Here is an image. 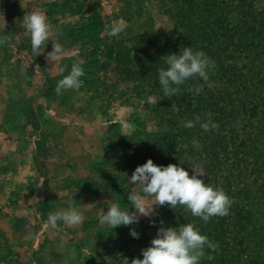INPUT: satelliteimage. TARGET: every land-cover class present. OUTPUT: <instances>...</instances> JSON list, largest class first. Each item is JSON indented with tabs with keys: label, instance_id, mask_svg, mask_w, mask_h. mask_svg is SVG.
<instances>
[{
	"label": "trees",
	"instance_id": "obj_1",
	"mask_svg": "<svg viewBox=\"0 0 264 264\" xmlns=\"http://www.w3.org/2000/svg\"><path fill=\"white\" fill-rule=\"evenodd\" d=\"M47 4L54 13L77 16L69 37L82 46V61L73 63L84 69L81 87L92 91L88 100L98 102L101 115H107L115 103L132 108L131 127L122 132L114 125L113 134L101 139L104 155L95 167L103 182L79 179L75 184L89 186L90 196H96L97 190L110 191L122 210L134 211L127 195L134 188L141 192V186L129 180L137 166L151 159L158 166L176 164L191 176L195 163L203 173L198 178L223 188L234 200L229 215L212 217L207 223L182 206L158 205L155 216L117 227L126 230V237L107 254L101 253L108 258L107 264L142 259L141 249L150 246L161 221L164 227L193 223L219 245L218 251L206 248L200 264H264V0H117L113 17L127 23L117 37L107 35L112 19L104 17L98 0ZM162 15L170 19V28L157 20ZM183 47L203 51L216 67L207 80L190 79L176 97L168 99L159 85L158 69L167 67V55H178ZM57 82L45 77L23 115L29 131L37 134L36 170L43 177L49 151L45 149L47 137L41 133L42 98L59 96ZM196 86H202L200 94L187 91ZM205 113H211L218 130L205 132L199 124L191 129L182 126V121L197 115L204 121ZM193 139L199 141V150L192 147ZM106 165L111 173L104 170ZM33 201L45 215L47 203L42 198ZM130 229L139 233L138 239L130 235ZM37 230L34 224L33 233ZM9 256L0 250V262H8Z\"/></svg>",
	"mask_w": 264,
	"mask_h": 264
},
{
	"label": "rangeland",
	"instance_id": "obj_2",
	"mask_svg": "<svg viewBox=\"0 0 264 264\" xmlns=\"http://www.w3.org/2000/svg\"><path fill=\"white\" fill-rule=\"evenodd\" d=\"M48 1L52 0H0V37L13 38L12 47L0 45V168L7 167L6 171L0 170V250L10 254V260L0 264H95V261L107 264L108 258L101 253L107 254L105 251L115 243L123 242L126 230L101 225L98 218L118 200L110 191L97 190L96 196H90L89 186L75 183L79 179L103 182L95 167V162L104 155L101 139L113 134L114 125L126 132L125 128L131 127L132 108L115 103L107 115H101L97 110L98 102L88 100L92 91L82 87L63 91L56 98H42L41 133L47 137L45 149L49 155L46 177L38 173L34 146L37 134L31 133L25 125L24 111L45 77L55 80L63 77L54 66L55 62L45 59L52 51L51 40L44 51L41 49V55L32 53L30 39L22 35L24 14L33 10L46 14L56 33L53 39L64 48L59 65L68 66L83 59L80 56L82 46L69 37L77 16L52 12ZM98 1L105 18H111L112 23L125 22L113 17L117 0L110 9ZM8 13L13 16L8 18ZM157 20L171 27L168 17L157 16ZM110 78L114 80L115 75ZM104 170L112 171L109 165ZM134 192L139 193L138 188H134ZM35 198L47 203L45 215L37 209V204L34 205ZM143 198L146 206L155 204L154 199ZM32 203L33 208L29 207ZM69 206L81 212L84 217L81 224L69 227L58 222L55 229L46 224L50 212ZM153 207L155 216L158 205ZM34 224L39 230L33 233Z\"/></svg>",
	"mask_w": 264,
	"mask_h": 264
},
{
	"label": "clouds",
	"instance_id": "obj_3",
	"mask_svg": "<svg viewBox=\"0 0 264 264\" xmlns=\"http://www.w3.org/2000/svg\"><path fill=\"white\" fill-rule=\"evenodd\" d=\"M22 35L28 37L31 43V50L35 56L41 55L44 46L51 40L52 51L48 52L45 59L55 62L54 66L63 77L58 80L55 86V93L61 95L63 91L79 90L82 86L81 77L84 76V69L80 63H73L67 75V65H59V59L64 55L63 46L53 39L56 33L48 23L44 12L33 10L26 12L23 16ZM127 28V23L118 21L106 28L107 35L117 37ZM8 44L12 47L11 39L8 36L0 37V45ZM43 49V51L41 50ZM166 68L158 69V82L164 97L171 99L180 93V86L186 81L199 77L208 79V74L216 67L215 61L211 60L203 51L194 50L192 47H183L180 53L166 56ZM188 92L195 91L200 94L202 86L194 89L189 87ZM205 120L202 121L200 115L192 120L182 121V126L187 129L196 127L205 132L218 130L219 125L213 122L211 113H205ZM185 148L188 145H184ZM192 147L199 150L201 145L198 140H192ZM192 175L185 168L176 164L158 166L151 159L143 165L137 166L130 177L133 185H140L141 192H131L127 199L134 211L122 210L118 203H111L107 212L99 216V223L107 225L113 229L123 225L129 226L139 223L141 216L152 217L154 215V205L168 206L175 209L178 205L189 211L192 216L202 219L205 223L212 217H224L229 215L230 208L234 203L223 188L214 187L204 182L203 173L195 163L191 167ZM144 196L152 198L155 204L152 207L146 206ZM81 212L72 206L66 209L50 212L46 224L55 229L58 222L73 227L83 222ZM155 226V221L150 220ZM130 235L138 239L139 233L135 229H130ZM218 251L219 245L202 235L193 223L179 224L177 227H164L161 221L156 236L151 239L150 246L141 249L142 259L133 258L130 264H200L205 257V249ZM125 264H129L127 258Z\"/></svg>",
	"mask_w": 264,
	"mask_h": 264
},
{
	"label": "built area",
	"instance_id": "obj_4",
	"mask_svg": "<svg viewBox=\"0 0 264 264\" xmlns=\"http://www.w3.org/2000/svg\"><path fill=\"white\" fill-rule=\"evenodd\" d=\"M116 0H100L101 4L107 7V9L112 8L114 6ZM1 207V205H0Z\"/></svg>",
	"mask_w": 264,
	"mask_h": 264
}]
</instances>
